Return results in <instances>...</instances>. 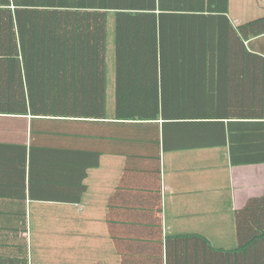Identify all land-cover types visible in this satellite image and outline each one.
Returning a JSON list of instances; mask_svg holds the SVG:
<instances>
[{
	"label": "trees",
	"instance_id": "trees-1",
	"mask_svg": "<svg viewBox=\"0 0 264 264\" xmlns=\"http://www.w3.org/2000/svg\"><path fill=\"white\" fill-rule=\"evenodd\" d=\"M226 12V0H0V121L28 126L26 142H0V165L18 179L9 198L80 202L98 165L79 146L90 125L264 163V16L225 19L223 31L191 24ZM9 214L25 232V211ZM234 217L237 246L217 249V264H264V194ZM17 240L0 264H28Z\"/></svg>",
	"mask_w": 264,
	"mask_h": 264
},
{
	"label": "crops",
	"instance_id": "crops-1",
	"mask_svg": "<svg viewBox=\"0 0 264 264\" xmlns=\"http://www.w3.org/2000/svg\"><path fill=\"white\" fill-rule=\"evenodd\" d=\"M226 1L225 16L195 17L193 28L223 31L225 19L236 28L264 16V0ZM25 124L7 127L0 121V142H26ZM107 128L105 136L104 128L90 125L91 136L79 143L98 153V165L88 168L78 203L15 202L10 184L18 179L0 165V260L20 235L28 264H217V249L236 248L234 214L264 194V163L231 165L227 147L164 150L130 144L121 141L118 125ZM79 157L94 158L88 152ZM20 211L26 213L25 232L9 214Z\"/></svg>",
	"mask_w": 264,
	"mask_h": 264
}]
</instances>
